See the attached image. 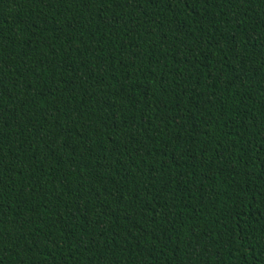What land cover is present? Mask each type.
Returning a JSON list of instances; mask_svg holds the SVG:
<instances>
[{
  "label": "trees",
  "instance_id": "trees-1",
  "mask_svg": "<svg viewBox=\"0 0 264 264\" xmlns=\"http://www.w3.org/2000/svg\"><path fill=\"white\" fill-rule=\"evenodd\" d=\"M0 264H264V0H0Z\"/></svg>",
  "mask_w": 264,
  "mask_h": 264
}]
</instances>
